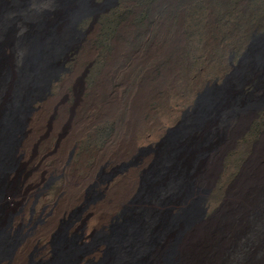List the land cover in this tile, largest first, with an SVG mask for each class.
<instances>
[{"label":"rangeland","instance_id":"374dc122","mask_svg":"<svg viewBox=\"0 0 264 264\" xmlns=\"http://www.w3.org/2000/svg\"><path fill=\"white\" fill-rule=\"evenodd\" d=\"M74 1L0 174V259L16 245L1 264H120L119 229L142 212L149 248L123 264H176L196 226L231 250L225 264H264V0ZM35 4L56 18L53 0L0 12L21 28Z\"/></svg>","mask_w":264,"mask_h":264},{"label":"bare ground","instance_id":"6f19581e","mask_svg":"<svg viewBox=\"0 0 264 264\" xmlns=\"http://www.w3.org/2000/svg\"><path fill=\"white\" fill-rule=\"evenodd\" d=\"M53 6L57 13L53 21L42 18L41 5L35 4L26 9L22 13L24 24L21 28L8 20L6 10L0 12V174L5 171L10 159L16 153L14 137L30 112L29 104L32 97L30 92L37 86L43 87L45 77L52 73L55 55L62 52L68 42L72 16L77 12H72V8L78 6L77 10H80L84 4L76 3L74 0H53ZM178 181L180 186L182 180L178 178ZM248 205V201L241 200L228 217L236 212L244 214ZM132 216L128 217L118 232L115 249L119 248L117 261H121L120 264L125 262L132 250L145 253L149 248L147 244L144 247L147 237L145 234L147 229H153V220L150 216L145 217L143 212ZM188 219L189 217L186 216L173 228L167 223L163 224L162 218L160 222L166 229L177 231L182 226H188ZM231 222L232 220L227 222L223 228L220 226L218 232L231 228ZM249 222L248 218L243 217L232 228L233 233L230 238L239 241L240 234L249 228ZM213 231L212 226H196L190 232L182 234L176 241L179 245L177 253L181 256L176 264H180L181 260L184 264H225V257L231 250L225 248V243L221 248L218 247L220 237L215 236ZM15 246L12 245L7 249L5 255L1 257L4 259H0V264L10 258ZM167 264H175L174 258L172 257ZM255 264L259 263L255 262Z\"/></svg>","mask_w":264,"mask_h":264}]
</instances>
